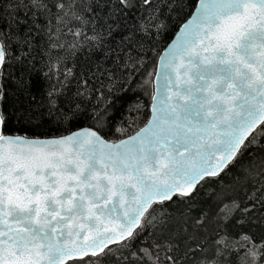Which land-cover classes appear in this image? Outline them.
Masks as SVG:
<instances>
[{"label": "snow or ice", "instance_id": "6c2138e0", "mask_svg": "<svg viewBox=\"0 0 264 264\" xmlns=\"http://www.w3.org/2000/svg\"><path fill=\"white\" fill-rule=\"evenodd\" d=\"M109 3L115 11L137 7L136 0ZM198 5L161 61L154 117L136 136L109 144L89 129L31 140L9 135L0 111V264H101L113 251L110 245L128 249L138 241L130 255L141 264H159L160 251L167 264H179L168 254L178 241L164 235L154 244L141 240L153 205L191 198L201 181L219 176L264 135V0ZM76 7V0H0V20L11 16L19 25L30 14L55 12L58 23L66 22L80 18ZM10 27L0 24V78L18 58L5 30ZM47 95L51 111L59 92L53 88ZM79 108L65 111L64 118L77 116ZM102 111L93 113L97 124L106 119ZM257 183L254 190L264 194V170ZM240 240L247 241L242 264H264V237L257 242L246 232L232 238L218 233L210 248H199L211 252L201 264H221L219 258Z\"/></svg>", "mask_w": 264, "mask_h": 264}, {"label": "trees", "instance_id": "16d2710c", "mask_svg": "<svg viewBox=\"0 0 264 264\" xmlns=\"http://www.w3.org/2000/svg\"><path fill=\"white\" fill-rule=\"evenodd\" d=\"M197 1L153 0L148 7L136 0L137 7L126 12L115 11L109 0H76L80 18L66 17V22L59 23L55 12L30 14L19 25L5 16L0 24L11 25L5 30L11 33V46L18 57L0 78L1 111L7 116L8 134L57 137L88 126L117 141L136 132L150 116L158 57ZM8 11L13 10L9 7ZM53 88L59 95L56 108L50 111L47 93ZM77 104L78 115L64 118L63 113ZM100 110L107 115L97 124L92 116ZM262 170L264 135L257 136L219 176L201 181L191 198L153 205L156 211L141 240L154 244L164 235L178 241V247L168 254L177 257L179 264H201L211 252L199 248H210L218 233L232 238L246 232L260 242L264 194L254 189ZM233 201L251 211L236 210ZM245 243L240 240L235 245L238 251L220 257L221 264H242L245 249L241 245ZM140 244L128 249H121L120 244L110 246L113 251L101 264H141L130 255ZM189 246L196 252L189 251ZM159 257V264H167L164 251Z\"/></svg>", "mask_w": 264, "mask_h": 264}, {"label": "water", "instance_id": "95a60500", "mask_svg": "<svg viewBox=\"0 0 264 264\" xmlns=\"http://www.w3.org/2000/svg\"><path fill=\"white\" fill-rule=\"evenodd\" d=\"M198 1L196 3V6L195 8L193 9L192 13L190 14V16L180 25V27L178 28V30L176 31L175 35L173 36V38L170 40V42L166 45V47L162 50V52L160 53L159 57H158V61H157V66H156V70H155V74H154V77H153V95H152V100H151V104H150V116L148 118V120L146 121V123L140 127L136 132L132 133L131 135L127 136V137H124L122 139H119L117 141H110L108 139H106L103 135H101L98 131V135L101 136L102 139H104L107 143L109 144H119L121 143L122 141H125V140H128L129 138L133 137V136H136L137 133L141 132L144 128L148 127L149 126V122L153 119L154 117V111H153V106L155 104V101L153 99V97L156 96L157 94V89L158 87L162 84V81L158 78V74L159 72L161 71V61L163 60V58L167 55V53L171 50L172 46L176 43V41L179 39L181 33H182V29L183 27L189 23L193 18H194V14L195 12L197 11V8H198ZM0 111H1V100H0ZM89 129H93L91 127H88V126H84V127H81V128H78L76 130H73L65 135H61V136H57V137H26V136H23V135H13V134H9V135H12V136H20V137H25V138H28V139H31V140H36V139H39V140H51L53 138H59V137H67L69 135H73L75 133H77L78 131H86V130H89ZM225 169V168H224ZM222 173V172H221ZM220 173V174H221ZM208 178H211V177H208ZM113 245H116V244H113ZM113 245H110V246H113Z\"/></svg>", "mask_w": 264, "mask_h": 264}]
</instances>
